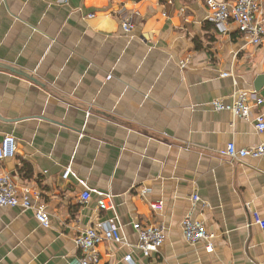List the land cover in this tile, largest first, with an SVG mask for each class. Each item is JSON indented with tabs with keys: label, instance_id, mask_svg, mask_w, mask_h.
<instances>
[{
	"label": "crops",
	"instance_id": "crops-1",
	"mask_svg": "<svg viewBox=\"0 0 264 264\" xmlns=\"http://www.w3.org/2000/svg\"><path fill=\"white\" fill-rule=\"evenodd\" d=\"M261 76L264 40L248 45L232 24L219 32L205 0H0V141L18 145L0 173L30 189L49 222L0 208V264H80L75 239L108 220L126 244L100 243L99 264H264V230L250 224L264 217V157L221 154L264 143V132L209 106L256 92ZM79 180L113 209L95 194L82 203ZM187 215L215 236L212 253L184 241ZM135 222L162 229L157 253L136 249Z\"/></svg>",
	"mask_w": 264,
	"mask_h": 264
},
{
	"label": "built area",
	"instance_id": "built-area-1",
	"mask_svg": "<svg viewBox=\"0 0 264 264\" xmlns=\"http://www.w3.org/2000/svg\"><path fill=\"white\" fill-rule=\"evenodd\" d=\"M205 4L208 9L209 20L219 32L225 33L227 26L232 24L248 45H261L264 40L262 0H231L227 2L205 0ZM121 28L124 33H129L133 30V24L129 18L122 21ZM184 66L182 62L181 67L183 68ZM220 76L226 78L229 74L222 73ZM209 106L214 112L228 111L236 118L246 121L252 119L255 123L256 131L258 133L264 132V115L253 112L254 108L264 107V98L258 96L254 91H236L232 94L229 102L214 100L211 101ZM17 148L18 145L14 137L4 136L0 141V163L6 159L13 158L17 153ZM221 154L231 162H238L245 158H262L264 157V143L247 149H238L234 143H229ZM71 174L70 169H66L62 178L66 180ZM78 182L85 188L83 181L79 180ZM85 189L80 196L82 203L88 202L91 195L95 194L99 210L109 211L113 209L110 195ZM141 194H144V192ZM31 195L30 189H19L8 175L0 173V208H19L23 211L34 210L35 219L39 225L47 228L49 222L46 213L42 206L34 207L32 205ZM34 196L37 198L38 195ZM191 201L193 206L200 204L203 208L208 207L207 203L201 202L197 195L192 196ZM162 206L161 202H155L151 204V209L153 211H161ZM250 224L264 230V217L258 212H253L251 213ZM132 229L138 237L136 249L144 258L159 251L164 241L161 228L153 225H141L135 222L132 224ZM181 230L186 243L191 245L203 243L207 253H212L215 250V236L206 229L205 224L201 220L187 215L181 221ZM102 242H112L119 245L126 244L121 228L115 221L97 222L75 239V245L82 254L80 264H99L100 259L96 247ZM124 260L133 264L129 255Z\"/></svg>",
	"mask_w": 264,
	"mask_h": 264
},
{
	"label": "water",
	"instance_id": "water-1",
	"mask_svg": "<svg viewBox=\"0 0 264 264\" xmlns=\"http://www.w3.org/2000/svg\"><path fill=\"white\" fill-rule=\"evenodd\" d=\"M263 84H264V76L258 77L253 85L254 90L258 92L259 89L263 86Z\"/></svg>",
	"mask_w": 264,
	"mask_h": 264
}]
</instances>
